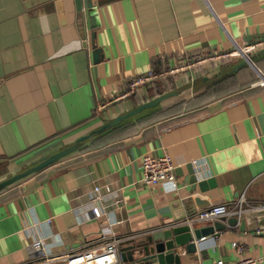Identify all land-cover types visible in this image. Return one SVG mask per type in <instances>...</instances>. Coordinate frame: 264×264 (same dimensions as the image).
Instances as JSON below:
<instances>
[{
	"label": "crops",
	"instance_id": "1",
	"mask_svg": "<svg viewBox=\"0 0 264 264\" xmlns=\"http://www.w3.org/2000/svg\"><path fill=\"white\" fill-rule=\"evenodd\" d=\"M261 38L264 0H82L81 12L76 0H0V180L104 119L179 92L0 191V264L40 262L113 234L122 239L117 264H129L121 245L164 222L233 206L242 194L264 205V48L255 66L233 56L205 60L114 100L150 69ZM164 153L177 189L143 179V156ZM97 185L106 209L90 220ZM184 249L182 264H264V229L226 224L197 252Z\"/></svg>",
	"mask_w": 264,
	"mask_h": 264
},
{
	"label": "water",
	"instance_id": "2",
	"mask_svg": "<svg viewBox=\"0 0 264 264\" xmlns=\"http://www.w3.org/2000/svg\"><path fill=\"white\" fill-rule=\"evenodd\" d=\"M90 2V0H89ZM78 10H82V0H76ZM91 7L92 5L89 4ZM261 48H264L261 47ZM258 48L246 56L239 55L244 59L239 66H255ZM177 90H170L160 93L159 95L148 99L137 106L126 110L112 118L104 119L103 122L97 127L90 130L85 134L78 136L72 144H69L54 153L46 154L31 162L30 165L25 167L22 171L9 174L6 178L0 180V191H3L19 181L37 173L47 166L75 153L80 150L84 145L90 141L94 136L103 134L123 122L138 116L147 110L161 106L165 101L178 95ZM194 201L199 207H205L206 202L195 198ZM226 224L239 225L241 229L251 227L254 229H264V208L254 211L246 212V214L239 219L237 216L222 217L212 225L205 227H195L189 223H171L164 222L161 226L154 227L146 232L134 237L130 240L127 246L121 245L122 257L124 261L129 264H182V254L178 250L179 247L185 248L187 254L195 253L198 250L199 241L203 237L222 231Z\"/></svg>",
	"mask_w": 264,
	"mask_h": 264
},
{
	"label": "built area",
	"instance_id": "3",
	"mask_svg": "<svg viewBox=\"0 0 264 264\" xmlns=\"http://www.w3.org/2000/svg\"><path fill=\"white\" fill-rule=\"evenodd\" d=\"M264 46V38L254 40L251 42L238 43L233 42V46L228 50L214 51L207 56H200L194 59L189 58L180 61L179 63L161 69L155 70L150 69L145 73L139 74L128 81L125 90L121 91L114 100L126 98L132 95L136 89L144 84L153 82L154 80L163 79L171 74H176L187 69L194 67L205 60H211L221 57H234L239 55L246 56L250 52ZM104 105H99L96 111L99 113ZM175 164L172 156L169 153H164L160 156H153V154H145L142 160L143 179L148 184L166 183L172 189L178 188V182L175 172ZM106 190H111L110 187H106ZM87 208L86 213L88 219L99 218L105 208V198L101 194V186H95L91 196L90 204ZM264 208V205H250L247 202V197L242 194L237 202L231 206L224 202L215 204L209 208L200 210L194 215L187 218L183 223H189L193 226L198 224L216 221L222 217L237 216L241 219L246 212L254 211L257 209ZM109 231L112 233V225H109ZM203 237L202 239H204ZM122 239L112 235V238L100 244L84 249H71L63 254L59 255H46L45 258L40 262H32L28 264H117L120 261L119 245ZM36 245L41 249L43 248V241L38 240ZM234 245H237L236 243ZM254 258H243L236 264H254ZM213 264H225L223 259L216 260Z\"/></svg>",
	"mask_w": 264,
	"mask_h": 264
}]
</instances>
